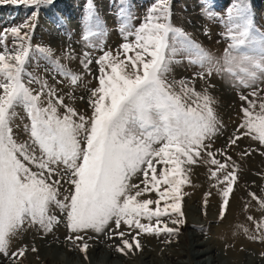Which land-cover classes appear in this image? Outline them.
Masks as SVG:
<instances>
[{"label":"snow or ice","instance_id":"1","mask_svg":"<svg viewBox=\"0 0 264 264\" xmlns=\"http://www.w3.org/2000/svg\"><path fill=\"white\" fill-rule=\"evenodd\" d=\"M5 3L33 11L0 31V255L23 264L28 246L10 252L12 239L32 229L46 236L61 223L64 243L85 258L101 237L119 240L113 247L124 255L142 250L143 236L178 242L187 224L185 187L194 186L196 166L207 169L209 188L221 198L218 222L226 218L239 183L240 165L231 151L251 139L257 147L241 149L240 158L264 156V31L255 24L250 0H231L224 14L202 3V11L207 8L223 26L227 43L220 56L174 22L172 0H155L142 17L133 15L131 0H119L122 42L115 49L92 42L106 34V22L95 0H86L79 56L73 49L57 56L51 46L31 43L39 11L55 0H0ZM41 58L52 82L29 71ZM63 59L78 60L81 70ZM185 62L198 70L170 79L173 67ZM93 64L97 84L88 93L86 115L64 89L79 87ZM213 76L226 78L241 101L240 122L220 148L214 145L225 126L210 91ZM18 109L22 124L16 123ZM211 195L205 193L204 214ZM248 195L264 210V189ZM255 224L250 239L264 242V221Z\"/></svg>","mask_w":264,"mask_h":264},{"label":"rangeland","instance_id":"2","mask_svg":"<svg viewBox=\"0 0 264 264\" xmlns=\"http://www.w3.org/2000/svg\"><path fill=\"white\" fill-rule=\"evenodd\" d=\"M154 2L155 0H131V11L134 16L142 17L147 8ZM95 3L101 23L106 22V34L101 37H93L92 42L100 43L103 41V44L107 48L115 49L122 42L116 16L119 0H95ZM202 3L213 6L212 10L215 13L224 14L225 10L230 6L231 0H172L173 20L177 25L182 26L192 34L212 54L220 56L223 54L227 43L220 36V33L224 30L223 26L216 18L208 17L207 8L202 11ZM250 6L257 28L264 31V0H250ZM32 11L33 9L25 6L0 4V31L20 25L22 22L28 20L32 16ZM86 11V0H55L52 6L39 11L38 18L34 20L36 27L31 33V43L33 46H51L57 56H60L62 51L69 49L75 50V53L79 56L84 50L81 40V19ZM139 22V19L133 21L135 24H139ZM206 31L210 34L205 35ZM100 54L101 52L96 50V55ZM62 63L72 70H81L78 60L70 62L67 59H63ZM91 68V74L84 76V82L79 87L71 91L67 88L64 89L70 95L74 94L77 97L74 101V106L78 111L86 115L90 114L91 111L87 105L88 93L91 88L96 86L97 80L95 77L98 75L97 66L93 64ZM197 70L196 66L189 65L186 62L181 63L173 67L169 78L190 77ZM29 71L34 75L46 76L52 82L50 67L42 58L39 64L35 62L31 63ZM211 83L215 85L210 91L217 101L216 110L225 126L214 145L215 148H220L224 145L225 138L234 132L237 124L240 122L241 101L238 98V90L231 86L226 78L221 79L213 76ZM196 86L199 90L204 86V81H198ZM240 91H244L247 94V90ZM79 97H83V99H79ZM18 112L20 115L16 123L22 124V118L24 117L23 110L18 109ZM239 145L238 148L233 149L230 153L233 159L240 165V168L239 183L235 187L234 196L231 197V206L227 211L226 218L218 222L217 218L221 210V198L217 195L214 188H209V182L206 177L207 169L204 166H196L193 168L191 176L192 185L194 186L185 187V192L189 193L183 206L187 224L182 227L181 235L177 238L178 242L164 244L161 238L143 236L140 238L143 245L142 250L124 255L114 250L113 243L118 244L119 240L115 242L104 241V238L101 237L100 240L102 242L94 243L87 254V258H85L78 249L74 251L69 250V246L64 243L66 228L61 223L54 232L46 236L36 229H32L13 238L9 251L14 252L21 245H27L29 250L23 259V264H226L229 259L228 253H226L227 249L225 250V248L228 246L234 247L237 244L243 252L242 264H249V261L251 262L253 257L250 264H264V242L250 239L253 233L256 234L255 222L264 221V210H261L256 201L250 202L248 195L249 191L256 192L259 195L261 189H264V179H261L260 175H258L264 174V156L254 153L247 158L241 159L239 156L241 149L248 148L249 146L255 148L257 145L251 139H241ZM209 191L212 192V195L208 199L206 214H204L205 206L203 201L205 193ZM150 198L155 199V196L152 195ZM248 202L251 203L252 209L251 206L248 209L244 206ZM232 211L235 213H232ZM249 211L251 213H247ZM241 215L245 216L242 217ZM247 216L254 217V221L247 220ZM230 218L234 222L240 221V224L236 223L237 225L233 227V230L228 229V225L230 226L229 228L232 227L230 225L232 222L229 221ZM242 220L244 223L241 222ZM226 228L229 231H234V233L231 232L233 233L231 234L229 232L230 236L221 235V238L218 234L228 232L225 230ZM245 228L249 233L241 230ZM224 236L225 240L231 243L226 244V247H223V243H225L223 241ZM33 247L38 251H31ZM199 251H204L205 254L199 258H194V254ZM239 252L235 253L239 254ZM49 254H53V256H49ZM145 254L146 257H144ZM152 254L153 256H151ZM45 256L46 258L47 256L49 257L44 262ZM216 257L218 258L216 259ZM206 260L207 263H202ZM0 264H11V262L3 255H0Z\"/></svg>","mask_w":264,"mask_h":264},{"label":"bare ground","instance_id":"3","mask_svg":"<svg viewBox=\"0 0 264 264\" xmlns=\"http://www.w3.org/2000/svg\"><path fill=\"white\" fill-rule=\"evenodd\" d=\"M238 197V196H237ZM243 198V197H242ZM240 200V199H239ZM242 201V200H241ZM237 203V202H236ZM246 203V202H245ZM249 203V202H248ZM242 204V203H241ZM246 205V204H245ZM244 205V206H245ZM255 206V205H254ZM238 207V206H237ZM240 208V207H239ZM241 208H242V206H241ZM248 209V208H247ZM251 209H252V206H251ZM254 209V208H253ZM259 210V209H258ZM248 211V210H247ZM255 211V210H254ZM254 211H253V213H254ZM234 211H232V213H233ZM235 213V212H234ZM247 213H251V211H249V212H247ZM247 215V214H246ZM242 216V215H241ZM245 216V215H244ZM244 216H242V217H244ZM232 217V216H231ZM240 217V216H239ZM248 217V216H247ZM237 218V217H236ZM233 219H234V217H233ZM244 220V219H243ZM243 220L241 221L242 223H244L243 222ZM247 220H249V219H247ZM230 222H232L230 225L232 226L231 228H229L230 226L228 225V229L229 230H233L234 228L233 227H236V223L238 222H240V221H235L234 222V220L233 221H231V218H230V220H229ZM246 221V220H245ZM235 224V226H233ZM240 224V223H239ZM238 224V225H239ZM246 224V223H245ZM242 225V224H241ZM240 225V226H241ZM247 225H248V222H247ZM243 227V226H242ZM241 227V228H242ZM246 227V226H245ZM249 227V226H248ZM247 228V227H246ZM245 228V229H246ZM236 229V228H235ZM238 229H239V226H238ZM245 229H241L242 231H244ZM226 231H228V232H226V233H224V234H218V235H231V234H233L234 233V231H229V230H227V228L225 229ZM254 230H255V228H254ZM249 231H251V230H249ZM229 232L231 233V232H233V233H231V234H229ZM235 232H237V231H235ZM248 232V231H247ZM252 232V231H251ZM256 232V231H255ZM223 233V232H222ZM238 233V232H237ZM249 233V232H248ZM247 233V234H248ZM239 234H240V232H239ZM254 234V233H253ZM235 237H236V235H234ZM238 236V235H237ZM248 236V235H247ZM234 237V238H235ZM240 237V236H239ZM244 237V236H243ZM221 238H222V236H221ZM231 238V237H230ZM244 239H246V238H244ZM223 241L225 242V243H223V247L226 245V244H231L229 241H226L225 240V236H224V239H223ZM233 242V241H232ZM244 242V241H243ZM38 244V243H37ZM198 244V243H197ZM201 244V243H200ZM209 244V243H208ZM40 246V245H39ZM227 246V245H226ZM225 246V247H226ZM97 247V246H96ZM209 247V246H208ZM210 248V247H209ZM97 249V248H96ZM227 249V250H226ZM225 250L227 251L226 253H228V259H229V261H228V263H226V264H242V260H243V252L241 251V248L236 244L234 247H232V246H228L227 248H225ZM245 250V249H244ZM145 251H146V249H145ZM208 251V250H207ZM237 251H240L239 252V254H236L235 252H237ZM93 252H94V250H93ZM141 252H143V251H141ZM246 252V251H245ZM92 253V252H91ZM95 253V252H94ZM182 253V252H181ZM184 253V252H183ZM56 254H58V253H56ZM98 254V253H97ZM108 254H109V252H108ZM190 254V253H189ZM203 254H205L204 253V251H199L198 253H196V254H194V258H199L200 256H202ZM212 254V253H211ZM54 255H55V253H54ZM59 255V254H58ZM161 255V254H160ZM163 255H164V253H163ZM49 256H53V254H49ZM49 256H47V258L49 257ZM56 256V255H55ZM54 256V257H55ZM142 256H144V255H142ZM151 256H153V254L151 255ZM191 256H192V254H191ZM211 256H213V255H211ZM53 257V258H54ZM57 257V256H56ZM59 257V256H58ZM97 257H98V255H97ZM140 257H141V255H140ZM144 257H146V254H145V256ZM220 257V256H219ZM43 258V257H42ZM46 256H45V260H44V262L46 261ZM51 258V257H50ZM103 258H104V256H103ZM126 258V257H125ZM153 258V257H152ZM152 258H151V260H152ZM218 257H216V259H217ZM254 258V257H253ZM253 258H252V260H253ZM60 259V258H59ZM99 259V258H98ZM100 259H101V257H100ZM212 260V259H211ZM211 260H210V262H211ZM219 260V259H218ZM252 260H251V262H252ZM54 261V260H53ZM58 261H60V260H58ZM103 262H104V260H103ZM250 261H249V264L251 263ZM56 263V262H55ZM109 263V262H108ZM156 263V262H155ZM202 263H207V260L206 261H204V262H202ZM54 264V263H53ZM245 264H247V263H245ZM253 264V263H252ZM255 264V263H254Z\"/></svg>","mask_w":264,"mask_h":264}]
</instances>
